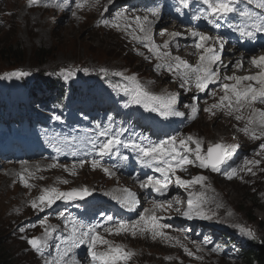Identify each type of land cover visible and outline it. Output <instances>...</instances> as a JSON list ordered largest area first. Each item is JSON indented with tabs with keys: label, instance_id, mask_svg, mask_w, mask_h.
I'll return each instance as SVG.
<instances>
[{
	"label": "rangeland",
	"instance_id": "1",
	"mask_svg": "<svg viewBox=\"0 0 264 264\" xmlns=\"http://www.w3.org/2000/svg\"><path fill=\"white\" fill-rule=\"evenodd\" d=\"M113 1L117 3L122 0ZM41 4L42 0L31 5L30 0H0V90L26 86V84L32 85L36 77L43 72H51L52 77H67L70 71L76 73L92 66L100 69H104V67L114 70L120 69L121 72L114 71L111 73H123L124 77L134 75L153 94L176 95V109L184 112L183 118H187L194 124L190 129L184 130L183 135L181 134L180 137L192 136L200 139L203 141L204 152L207 151V147L210 144L215 143L235 146L231 150V155L235 154L238 156V161L235 164V169L231 168L236 172L232 179L227 177L233 171L228 173L213 172L210 168H201L198 162L186 165L188 171L191 172L189 176L186 173L179 174L184 180L204 176L206 177L205 181H210V185L204 187V192L206 193L204 195H196L197 185H193L187 190L188 194L189 192L193 193L194 203H198L199 207H203V209L198 211L206 218H201L197 211L192 212V218L190 219L184 216L181 213V208L187 206L188 197L186 196V190L185 188H183L182 192L175 190L170 198L163 203L175 201L176 198H179L181 201L180 206L174 202L173 212L164 215L165 211L158 209L156 210V215L160 217V223L169 226L163 231L169 237L178 239L179 243L176 242V239L170 241L162 237L153 239L149 233L145 236V239H142L141 235L138 238L139 242H133L128 249L124 247L127 251L134 252L127 264H244L235 257L233 249L227 248L220 251L219 243H212L208 237H218L219 240L223 241V236L227 235L232 242L240 246H242L243 242H249L252 239L257 240L260 236L264 237V229L262 228L264 225V174L257 178L255 177V171L247 172L246 177L244 168H241L245 164L244 160L255 151L261 160L260 166L263 167L261 172H264V150L260 148L261 142H254L250 139L249 141L248 139L244 140L240 124L235 120L231 121L230 117L223 113L215 112L213 115L204 111V108L201 119L198 122L193 120L192 107H196V104L199 103H217L219 97L223 95L220 88L215 87L213 83V86H209L207 89L206 94L196 88V92L189 89H180L181 79L177 77L176 80L175 76L170 72L159 75L158 71H154L153 68H156L155 64L162 63V61L158 62V59L154 56L148 63L147 57L145 59L142 53L135 51L133 40L123 31L117 30L123 29L125 32L132 33L133 29H135V34L142 36L143 33L139 32L135 23L131 24V28L127 30H125V25L115 28L103 23V15L108 16L112 20L115 18L113 15L114 11L111 14L109 10L103 11L109 4L108 0H99V3L95 4V6H93V0L84 9L77 10L75 16L67 14L66 10L58 11L41 8ZM173 31L174 25L171 24V29L163 35L170 36ZM138 42L140 41L138 40ZM143 46L144 44L141 43L142 48ZM9 47L12 48L11 52H9ZM4 50L5 53L2 54ZM38 50H42L45 54L37 55ZM9 53H17L18 55L15 60L4 62V58ZM184 54L185 57L192 59L190 54ZM186 60L189 62L188 59ZM16 71L28 72L29 75L24 77L8 75ZM159 72H162V70ZM130 82L132 83V81ZM190 88H192V85ZM254 107L258 108L259 106L255 104ZM32 109L34 111L36 108L33 107ZM198 110L200 114L201 111L199 108ZM160 116L165 118V116ZM168 117L171 122H175L177 116ZM246 123L247 121L244 122V124ZM143 129L145 132L149 131V128ZM127 132L126 130H118L117 133L121 141ZM213 132L215 134L214 139L211 138ZM175 133H179V129ZM14 138L16 139V146L9 153L12 159L0 166V194L6 198V203L0 204V242L4 244L12 264H45L40 258L41 256L33 252L27 240L43 235L45 228L41 225V222L44 220L47 221L48 226L56 229V219L49 217L54 207H46L43 211H39L30 206L31 201L38 198L42 194V190L46 188L57 187L60 188V191H70L87 187L96 195L97 189L116 187L119 185V181L113 174L111 176L113 178H108L92 169L83 172V178L80 179V168H76L79 170L76 173L79 176L75 178L67 170L62 171V165L45 169L43 168L45 166L34 164L27 168L29 169L28 172H24L25 170L21 168L15 175L9 176L13 168L8 166L20 165L17 158L21 157L22 150L17 149L20 146L17 141H22L24 134L15 129ZM10 140L11 138L7 133H0L1 150H5L2 145ZM33 140L39 144L37 145L39 147H42L40 144H45L38 133ZM93 142L98 143L99 140H94ZM28 143H30V140ZM191 146L195 147L194 144ZM46 153L47 151L40 153V155H45ZM25 157L26 155L23 158ZM34 157L38 158L39 156L34 155ZM32 158V155L27 157L30 160ZM189 158L194 159V156ZM32 163L34 161L29 164ZM127 165L134 169L132 162L129 164L125 163V166ZM83 167L86 168L87 166ZM94 171L96 172L95 174H90ZM20 174L25 176L29 185L32 182L34 186L25 187L20 181ZM114 174H121L120 185L123 188L129 187L130 180L126 178L128 174L129 176L131 174L127 168L124 169V173L120 171V173L114 172ZM40 177L43 178L41 179ZM75 179L78 180L75 181ZM64 180H67L68 183L60 186ZM134 184L135 188L136 183ZM32 188L34 190L30 194L29 190ZM177 188L181 187L178 186ZM119 190H114V193L119 192ZM27 193L29 197H27L25 202H22V198ZM91 196L93 195L90 194ZM146 198V196H141V209L143 212L145 209L150 208L145 204ZM253 200H256L262 209H257L252 203ZM169 210L167 209V211ZM102 212L103 210H100L97 217L102 216ZM110 213L108 212L105 216L100 217L98 225L111 223L112 221H107L106 219L110 216ZM118 215L119 217L117 218H120V214ZM255 220L257 222H254ZM31 221L34 222V227L29 224ZM223 224L227 225L226 230L216 229L217 227L223 228ZM242 229L251 230L253 235H248L247 231H242ZM207 234H209L208 237ZM101 235L112 242L120 241L119 243L123 245H127L131 241L129 237H125L123 234L115 235L117 240L114 239V235H107L105 232H102ZM53 238H58L59 240L60 237L54 232L51 239ZM185 247L193 253L192 256H189L184 251ZM103 250L105 249L102 248L101 251ZM74 256L72 254L70 263L73 262Z\"/></svg>",
	"mask_w": 264,
	"mask_h": 264
},
{
	"label": "snow or ice",
	"instance_id": "2",
	"mask_svg": "<svg viewBox=\"0 0 264 264\" xmlns=\"http://www.w3.org/2000/svg\"><path fill=\"white\" fill-rule=\"evenodd\" d=\"M39 0H30L31 4L38 3ZM77 8H82L87 0H75ZM109 3L112 0H108ZM203 5L207 6V11L202 12L195 18L200 19L203 17L208 21L209 24H213L219 27L218 21L228 18L231 14L237 13V6L241 0H200ZM99 0H94L93 6L98 4ZM180 5L183 8L189 6V0H179ZM249 5L254 4L258 12L255 17H253L252 12L243 9L239 10L238 15L240 17L246 18L252 21L251 28L249 31L247 28H239L238 31L242 37H253L256 32H264V0H246ZM107 7L104 8L106 12ZM177 8V11H180ZM151 15L154 17L157 12L153 9L150 10ZM75 16L76 13L73 12ZM127 16L123 12H117L115 14V20H126ZM259 21V22H257ZM134 22L136 28L142 36L135 34V29L130 33L134 40H140L144 42V47L148 49L150 53H153L156 58L162 63L156 64V69L166 68L168 72L172 73L174 76L181 79V87L191 86L193 83L195 88L204 91L208 88L210 84L218 82L221 77L219 70L214 66L221 61L220 52L224 49V42L221 37H212L204 32L193 30L190 33V37L193 40L191 47L196 50L195 54H198V61L195 65L190 64L188 61L181 59L179 56H172L170 51V44L173 40H176L181 36L179 32H173L170 34L171 39L165 41L161 50V46L155 45L153 43L152 36V25L153 21L149 20L147 15L140 17H134ZM105 25H109L108 20H104ZM112 27L120 28V23L112 22ZM125 30L131 28L130 24H125ZM217 45L219 46L217 48ZM179 45L177 44V47ZM253 67L258 69L255 74H250L246 76L231 75L224 76L225 81H232V83H221L220 91L223 95L219 97V101L214 103L210 108H205L204 111L211 112L213 115L214 109L226 110L227 115H232L236 113V120L247 121L245 127L242 129L246 134H250L253 139H261L264 137V109L254 107L255 104H264V55L256 57L253 56L250 60ZM227 67V66H225ZM235 67L239 70L243 68V61H237ZM87 72L88 69H83ZM102 72L106 73L105 69H101ZM9 76L24 77L29 75L28 72L16 71L8 74ZM75 72H68V76H74ZM115 75H123V73H115ZM126 79L132 81L134 84L133 88L125 87L123 91L131 96V103L142 104L146 110L159 112L162 116H177L183 117L184 112L178 111L175 107L177 102L176 95L166 94V95H156L150 92L142 85L136 76L126 77ZM215 95V93H213ZM247 108L249 110V115L245 117L243 115V110ZM198 114V108L192 107V118L195 119ZM59 119V117H57ZM257 129H259V135L257 134ZM101 137H104L100 142H93V148L96 150L97 155L100 157L109 156L112 154L113 150L117 146L123 144V147H131L136 150L140 157L146 158L143 160L145 166L149 168L155 167V171L161 173L163 179H157L154 177H148L143 183H141L142 188H151L158 193H163L167 190L171 176H175V183L188 190L193 185H202L206 180L204 176H197L191 180H184L179 175H175L177 170L186 171V165L199 163L201 168H210L213 172H218L221 165L231 156V150L233 145H227L224 143L210 144L207 147V151L203 150V141L192 136L187 137H177L171 136L166 140H161L157 143H148L147 145L132 143H123L118 135H109V130H103L99 133ZM195 145L193 148L191 145ZM260 148L264 150V143L260 145ZM59 150V149H57ZM190 156H194V159H190ZM87 161L81 160L80 166L83 167ZM250 164H259V161H245L246 170L251 172L252 168L247 167ZM58 164H52L49 167H57ZM91 166L93 169L102 167L100 160L93 159L91 161ZM65 170H67L66 166ZM75 165H73V169ZM106 174L111 175L109 168L104 167L102 169ZM27 172V169H25ZM72 175L76 172L73 170ZM31 175V173H29ZM236 175L233 171L228 175V179H232ZM20 181L25 187H29V182L23 174H20ZM41 179L43 177H40ZM62 183H68L67 180L62 181ZM127 199L125 201L127 206L138 203V198L135 193L130 190L125 189ZM90 195V191L87 187L82 189H72L71 191H60L56 187L46 188L42 190V194L31 201V207L39 211H43L46 207H51L56 203L57 200H73V199H83L84 197ZM176 204L181 203L179 198L174 201ZM167 207H172V202L167 203ZM164 203H155L153 209H145L143 213L140 214L139 219L134 222L128 221H116L112 227H104V232L110 235H120L122 233H131L133 236L137 234H151L153 239L157 237H162L165 240H174L176 238L169 237L163 229L169 227L166 224L160 223V217L156 215V210L164 209ZM199 204L194 203L193 193L189 192L187 199V211L183 213L184 216L189 219L192 218V212L197 211L198 214L203 217L202 213H199ZM179 211V209H177ZM60 217L64 216L63 212L59 213ZM107 221H112L113 218L108 216ZM44 226V234L40 237H32L27 240V243L32 247L34 251L43 255L44 249L49 246V240L52 238L53 233L56 231L55 228L47 225V221L41 222ZM67 227V226H66ZM100 225H85L83 223H78L75 221L71 222V227L68 229V235L60 238V242L56 244V256L50 260H46L45 264H70L72 261V253L75 249L81 246H86L87 254L91 258V264H127V261L131 259L134 253L127 251L123 246L115 245L112 241L108 240L105 236L97 230ZM23 231V229H21ZM242 231H247L248 235H253L251 230L242 229ZM179 243V240L176 239ZM183 247V245H181ZM99 248H104L105 250L99 251ZM184 251L192 256L193 253L189 251L186 247ZM200 258V257H197Z\"/></svg>",
	"mask_w": 264,
	"mask_h": 264
},
{
	"label": "bare ground",
	"instance_id": "3",
	"mask_svg": "<svg viewBox=\"0 0 264 264\" xmlns=\"http://www.w3.org/2000/svg\"><path fill=\"white\" fill-rule=\"evenodd\" d=\"M47 2H48L47 6H42V8H48V9H53V10H58V11L59 10H66L67 14H73V12H76L77 10H80V9H84L86 6L90 5L93 2V0H87V2L84 4V6L82 8H77L75 0H47ZM178 2H179V0H122V1L116 3L115 1L112 0L111 3L108 2L109 4H107V6H106L107 9L112 10V12L114 11L113 12L114 16L117 12H123L126 14L127 19H126V21L125 20H115L114 21V19L112 20V19L108 18V16L103 15L102 21H104V20H108L109 22L114 21V22L120 23V25L122 27V25H125V24H130V25L134 24L135 23L134 17H136V16L143 17V16L147 15L149 17V20L153 21V25H152L153 43L155 45L161 46V50H163L162 46H163L164 42L169 41L171 39V36L163 35V34H166L168 32V30L171 29V24L174 20V16H172V11L175 10L176 4ZM56 4H57V7H56ZM241 4L242 3H239L238 6L240 7ZM191 8H192V0H189V6L186 8L189 15H191L190 14ZM153 9L157 12V15L154 17L151 15V12H150V10H153ZM243 9H247V10L251 11L253 17H255L258 12H261L260 9H257L258 11H255L254 8L248 9V8L243 7ZM177 14L182 16L183 18H186V16H187V13H184L183 9L178 11ZM262 16H264V14H262ZM130 18L132 19L131 21H130ZM197 21H198V23H195V24L198 25V28L200 30H202L204 24L202 22H200L199 19H197ZM204 21H205V23H207L206 20H204ZM244 21L245 22L242 24H240V23L236 24L235 23L236 29H234L233 26H231V24L233 23L232 21L227 22L225 24V26H222V28H221V30H224V35L236 31L238 36L234 37V38H239V42H241V40H243V39L248 40V44L246 45V50H244V48L239 43V44H233L235 46L234 50H226L224 52L225 54L222 52L219 53L221 55V61L218 62L217 65H215L214 67L219 70L220 77H222L221 79H223L224 76H231L233 74L239 75V76H246V75L254 74V72L256 71L254 69V67L251 65L250 60L253 57L254 53L256 52L257 46L260 45V43H262L263 40L261 42H257V40H256V38L258 36L257 34H255L253 37H250V38L249 37H239V35H240V32L238 31L239 28H247L249 31L252 30V28H251L252 21L248 20V19H245ZM109 25H111V23H109ZM117 30L123 31L124 33H126L130 37V39L133 40L134 48H137L140 52H142V56H146L148 58V63H149V61L151 60L152 57H154V55H153V53H150L148 51V49L144 48V46H143V48L141 47V43L144 44V42L139 40L141 42L140 43V42H138V40H134L132 38V35L129 32H125L123 29H117ZM190 31H191L190 27L186 28L185 26H179V25L174 27V32L181 33V36L179 38H177L176 40L172 41V43L170 44V51H171L172 56H179L181 59H184V60L188 59L190 64L195 65L198 61V54H195L196 50L193 47H191L192 44L190 43V40H189V38H191L190 37ZM185 40H187V41L185 42ZM174 42L178 43L179 46L177 47V44H175ZM227 42H228V40H227ZM218 47L219 46L217 45V48ZM184 53L190 54L192 59L185 57ZM237 61H243V65H245V68L247 69V71H249L251 73L247 74V73L243 72L242 74H240L241 69L238 70L235 67V64ZM225 66H227V67H225ZM160 70H162V72H158L159 75H162V74H164V71H167L166 68H161ZM221 79L219 81H221ZM224 83H232V81H224ZM209 86L212 87L213 84H210ZM209 86H208V88H209ZM180 89H189V90L197 91L195 89V85H192V88H190L187 85L185 87L180 86ZM207 89L203 91L205 94L207 92ZM100 93H103V91H101ZM211 102H214V101H211ZM212 105H213V103L196 104V107H198L200 109L201 113L199 114V110H198V114L196 115L195 120L198 122L201 119L202 110L204 108H210ZM213 111L214 112H220V113L227 115L226 110L214 109ZM245 111H247V112L245 113ZM208 113H211V112H208ZM235 115H236V113H233L232 115H227V116L230 117L231 121L235 120L236 122H238L240 124L241 129H243L246 125V124H244L246 119L238 121L235 119ZM243 115L245 117H247L249 115V110L247 108H245L243 110ZM257 134L259 135V129H257ZM242 135L244 136V138H243L244 140L248 139V141H249V139H250L254 142L264 143V137H261V139H253L250 134H246L244 131H242ZM211 138L212 139L215 138L214 132H213ZM131 158L134 159L135 161H137L141 165V168L145 167L143 160L146 158H143L140 156L136 157L134 155ZM131 158H127L126 160L120 161V163L113 169L123 171V173H124L125 168H127L129 171L134 170L129 165L125 166V163H127V164L131 163ZM38 160H40V161H38ZM31 161H34V163L29 164ZM110 161H114V160L111 159ZM247 161H259V164L247 165V167L252 168L251 172L255 171L254 167L258 168L261 165V160L255 151L250 155L249 160H247ZM40 162H42V163H40ZM65 162H69L71 164V168H70L69 173H71L73 170L77 173L79 170H77L76 168H80V177H79L80 179L83 178V174H82L83 172L88 171L90 169L96 171V169L92 168L91 163H88L89 165L86 168H84L78 164H75L66 155H62L61 157H58V158L52 159V160H49L47 157H41V158L32 159L30 161H23L21 163V165L8 166V167L13 168L12 172L9 173V174H11L9 176L15 175L18 172V170H20L21 168L25 170L34 164H37L40 166H45L43 168L48 169V168H52L49 166L54 164V163H57L59 165H63ZM73 165H75L74 169H73ZM106 168H109V167H106ZM153 169L155 171V167H153ZM28 170L29 169H27V172H28ZM110 171H111V169H110ZM94 172H92L90 174H94ZM155 172L157 173V176H156L157 179H163L161 173H159L157 171H155ZM247 172L251 173L249 171H247ZM112 174L114 176L118 177L117 179L119 181L120 187H113L111 189H107V188L97 189L96 193H99L100 196L104 195L107 198L108 203H112L113 209H110L109 212H111V213L117 212L118 214H120L121 217L124 216V218H122L121 220L128 221V222H134V221L138 220L140 214L143 213V210L141 209V204H142L141 196L148 197V196L156 195V194H158V192H156L154 189H147L146 191H144L140 185L136 184L134 189L138 191V192L136 191V193H135L137 198H138V203L134 204V205H136L135 209L137 211L135 213V218H132L129 215L132 213L133 209L131 208V206L126 205L125 201L127 199V196H126V193L124 192L125 189L120 185L121 176L119 174L115 175L114 173H112V171H111V175H109V174H106V175L111 177ZM78 176H79V174L74 175L75 178H78ZM128 177H129V174H128ZM76 180H78V179H75V181ZM126 181H128V180H126ZM131 182L133 184L135 183L133 180H131ZM32 185H33V183L31 182L30 186H32ZM199 186H201V185L197 184V188ZM18 187H20V185H18ZM28 189H26V190H28ZM116 189H120V190H119V192L114 193V190H116ZM33 190H34L33 188L31 190H29V193L31 194ZM118 193H120V194H118ZM196 193H197L196 194L197 196L198 195L201 196V195L206 194L204 192V187H200L196 191ZM104 196L102 198L103 200H101L102 202H105ZM27 197H29L28 193L22 198V202H25L27 200ZM164 197H165V194L163 192L159 196V198L163 199ZM90 202L96 204V200H94L93 198H91ZM1 203L2 204L6 203V198L4 195L0 194V204ZM56 204L58 205V208L56 209L57 212L55 210L52 213V215L49 214V217L51 215L52 218L56 219L57 231H55V232L59 235L60 238H62L64 236H67L65 234V230L67 229L66 226H68L69 221L66 218H64V216L60 217L59 213L60 212L64 213V211H67V210H73L74 209V203L72 201H69V200H65V201L59 200L56 202ZM102 205L103 204H101L99 206H102ZM101 215H104V214H101ZM102 220H104V219H102ZM99 232L100 233L104 232V229H102ZM105 234L110 235L106 232H105ZM122 234L125 237H129L131 241L127 245L126 244L123 245L122 243H119L120 241L119 242H113V243L115 245L123 246L126 249H128L130 246H132L133 242L134 243L139 242L138 238L141 235H142V239H145V234H148V233L137 234L135 236H133L131 233H122ZM60 238H59V240H58V238L50 239L48 242L49 245H56L57 243L60 242ZM114 239L117 240V236L114 235ZM98 250L101 251L102 248H99ZM86 251H87L86 246H81L80 248L75 249L72 253L75 256L73 258V262L70 264H90L88 256H85ZM135 257H136V255H135Z\"/></svg>",
	"mask_w": 264,
	"mask_h": 264
},
{
	"label": "trees",
	"instance_id": "4",
	"mask_svg": "<svg viewBox=\"0 0 264 264\" xmlns=\"http://www.w3.org/2000/svg\"><path fill=\"white\" fill-rule=\"evenodd\" d=\"M12 51V48L9 47V52ZM5 53V50L2 54ZM44 55L45 52L42 50H38L37 55ZM17 53H9L7 57L4 58V62H11L16 59ZM48 55V54H46ZM34 87L31 89V98L36 101L43 103L46 107L47 105L61 103V101L65 98L66 95H69L71 92L65 86H63V82L59 78H52L46 76L43 72L39 76L36 77ZM85 96L84 93L73 94L72 97L78 100L83 99ZM101 104V102H98ZM252 203L257 209H262L256 200H253ZM254 222H257L255 220ZM262 225V223H260ZM264 229V225L262 227ZM226 242H229L230 245H233L231 240L225 238ZM237 256L241 259L244 264H264V237H261V240L250 242L246 244V247L241 251H237ZM0 264H12L9 260V254L7 250L4 248V244L0 242Z\"/></svg>",
	"mask_w": 264,
	"mask_h": 264
}]
</instances>
